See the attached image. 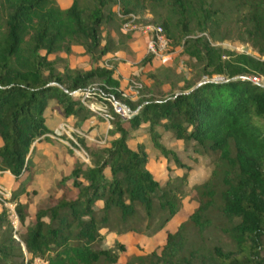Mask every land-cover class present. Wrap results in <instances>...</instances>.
<instances>
[{
	"label": "trees",
	"instance_id": "obj_1",
	"mask_svg": "<svg viewBox=\"0 0 264 264\" xmlns=\"http://www.w3.org/2000/svg\"><path fill=\"white\" fill-rule=\"evenodd\" d=\"M228 3L237 13V40L250 43L257 56L213 45L204 34L213 36L223 21V0H72L67 8L57 0H0V172L18 182L7 201L22 230L17 240L2 206L0 264L115 262L124 245L118 239L104 245L108 234L153 236L163 229L160 251L131 256L127 264H264V82L252 80L264 77V0ZM146 9L158 23L142 18ZM130 14L140 17L136 23L160 26L171 48L179 45L199 62V79L161 97L141 94L142 87L135 98L125 96L117 61L99 63L118 50L110 34L103 38L102 25L116 18L130 39L138 33L123 31ZM75 45L93 66L56 70L48 56L71 53ZM156 58L146 53L144 64ZM85 91L87 102L113 100L137 112L123 117L112 108V139L105 145L81 137L70 142L83 148L87 161L69 165L32 208L31 197L46 181L39 168L43 151L52 137H66L59 119L98 114L82 101ZM166 132L195 153L215 155L208 179L185 190L190 166L166 145ZM147 142L167 160L163 183L147 167ZM170 164L186 172L172 175ZM189 192L197 206L174 231L165 229ZM213 212L224 218L233 247H189L187 225L203 236Z\"/></svg>",
	"mask_w": 264,
	"mask_h": 264
},
{
	"label": "rangeland",
	"instance_id": "obj_2",
	"mask_svg": "<svg viewBox=\"0 0 264 264\" xmlns=\"http://www.w3.org/2000/svg\"><path fill=\"white\" fill-rule=\"evenodd\" d=\"M217 1L219 2V0ZM223 1L225 4L222 8L223 21L217 28H214L212 30L213 36H210L207 32H205L204 34L210 39L213 45H218L228 50L247 52L257 56V53L253 50L250 43L237 40V13L233 9L231 4L228 3V0ZM70 3L71 0H60V3L58 5L62 8H66L70 5ZM114 8L115 10H118V6H113V9ZM166 13L167 12L162 9V14L165 15ZM137 17L140 18L139 16ZM142 18L144 20H154V22L158 23L157 15L149 9H146L144 11ZM136 24L140 27L145 26L147 23L138 22ZM118 26L120 27V24L118 19L116 20V18L112 19V21H110L109 23L103 24L102 35L103 38H106L107 35L110 34V37L114 39L115 45L118 47L117 51L121 50L126 54L123 57L125 60L122 61L123 68L120 70V72L117 70L119 72H117V75L121 80V87L123 86L124 88L123 94L126 93L125 96H133L132 98H135L136 94H133V90H135V86H137V93L138 90L142 87L141 94H151L157 97H161L165 94H169L172 91L180 90L187 84V82H194L199 79L200 69L202 67L201 64L194 58H190L186 54H182L180 52L181 47L179 45H175L172 48L169 46V50L163 57L156 58L152 60V62H149V64L147 63V65L146 63L144 64V56L147 53V35L144 34L143 28L137 29L138 38L141 37L145 41L143 51H134L129 46L131 38H126L125 34L121 30H119L120 28L118 29ZM123 31L126 32L127 30L123 29ZM195 34L199 35V33ZM75 46L79 49L74 47L76 49L72 50L71 53L67 54L65 52H56L48 56L50 60H53L55 62L56 70L62 71L65 65H67L70 69L82 70H89L93 66L89 60V56L85 54L83 47L79 45ZM137 52H140V55L136 56L135 54ZM112 60L116 62V60ZM110 62L108 61V59H104V61L100 62L99 64L111 67ZM118 63L119 60L117 59V64ZM213 77L214 79L222 78V76ZM257 79L259 80V82H264V77L259 76L257 77ZM76 95L79 96L80 93L78 92L76 93ZM90 102L88 101V106L93 109L92 111L100 112L101 115L99 114V117L95 112L97 115L89 117L88 119H82L83 113H80L77 116H69L67 119H59L57 126L62 130L67 138L62 137L61 139H59L52 137L54 141L52 142L50 148L43 151L44 157L39 163V168L40 172L44 174L46 181L43 185L44 190H42L39 195L31 197L30 201L32 208H34L41 202L44 195L46 194V190L50 186L54 185L55 181L61 176V174L64 172L67 173L69 171V165L77 160L87 161V155L83 148H75L71 145L70 142H77V137H81L88 139L93 144L102 146L107 144L112 139V136H110L109 134V131L111 130V123L109 122L110 120L105 119V115L106 112L109 114V112L112 111V108L114 109L113 100L107 101L106 104L97 99ZM117 103V105L123 104L122 102ZM53 114L56 115V112L54 111ZM102 114L105 115L103 116ZM129 115L130 114L126 111L125 117H128ZM164 136L166 137V140H170V143L172 142L171 148L175 150V152L185 163V165L190 166V170H187L188 184L185 187V190H189L191 186L201 183L202 181L210 177L211 170L214 166L215 155L209 153H195L192 150V146L190 144L185 146L181 141L176 142L174 140H171L169 138V133L167 132L164 134ZM141 138L143 137L141 136ZM131 144L134 145L133 140L131 141ZM147 147L150 151L152 159H154V155H156L157 152H155L152 145L148 142ZM69 150H71L72 153ZM43 159L45 161L47 160V162H44ZM171 164L173 163L171 162ZM166 168L164 167V162L158 161L156 159L150 162V169L154 172L155 176L157 178H160L161 180L165 177V174H167V171L165 170ZM179 170L181 174L186 172L185 169ZM40 172L38 171V173ZM0 186L7 189L10 194L11 192H13V190L16 189L14 187L8 186L7 183H5V185L0 184ZM190 197L191 193L189 192L183 198L182 208L168 223V225L166 226L167 230L169 229L170 231H174L178 223L186 220L188 215L197 206L196 201L194 199H191ZM2 206L4 205L0 203V208H2ZM212 217L213 222L204 231L203 236L198 233L196 227H194L192 224L187 225L185 234L189 247L197 245H203L207 248L213 245H219L224 249H230L233 247L232 241L222 230L221 224L225 222L222 215L217 212H213ZM17 221L18 222L15 223L13 229L15 231L14 235L16 239L19 240V231L22 232V230L20 229L21 227L19 225V220ZM129 233L130 234L124 237V250H116V252L118 253V259L115 262H109L108 260L100 259V261L95 264H127L131 256L144 255L152 250L160 251L161 246L164 244V230H162L155 236H145L137 234L135 232ZM103 244L106 246L113 245L110 237L106 238ZM33 264H45V262L35 259Z\"/></svg>",
	"mask_w": 264,
	"mask_h": 264
},
{
	"label": "built area",
	"instance_id": "obj_3",
	"mask_svg": "<svg viewBox=\"0 0 264 264\" xmlns=\"http://www.w3.org/2000/svg\"><path fill=\"white\" fill-rule=\"evenodd\" d=\"M118 15L122 16L120 13H118ZM137 19H138V17L136 15L130 14L129 15V19L123 23V26H122L123 29L127 30V31H131V30H134V29L137 30V29L143 28L144 34L147 35V38H146V52L153 54L157 58L163 57L167 53V51L169 50V39L164 35L162 28L160 26H156V25H153V24H150V23H147L145 26H140L139 27L135 23V21ZM252 80L255 81V82H259L257 77H252ZM133 94H137V86H135V90H133ZM89 96H90V92L89 91L83 92L82 101L87 106H88V104H87L88 102L86 101V98L89 97ZM90 103H92V102H90ZM113 103H114V105H113L114 109L113 110L116 113L120 114L121 116L125 117L126 109L123 106H121L120 104H119L120 105V107H119V105H117L118 103L115 102V101H113ZM88 107L91 110H93L90 106H88ZM94 112H96V111H94ZM96 113L100 114V112H96ZM102 115L104 116L105 114H102ZM105 117H106L105 119H108V120L112 119V116L110 115V113L108 114L107 112H106ZM10 196H11L10 192L7 189H5L4 187L0 186V203L8 208V210H9V218H10L13 226H15V223L18 222L17 221L18 218H17V214H16V212L14 210V206L15 205L13 203H9L7 201V199ZM37 260H39V259H37Z\"/></svg>",
	"mask_w": 264,
	"mask_h": 264
},
{
	"label": "crops",
	"instance_id": "obj_4",
	"mask_svg": "<svg viewBox=\"0 0 264 264\" xmlns=\"http://www.w3.org/2000/svg\"><path fill=\"white\" fill-rule=\"evenodd\" d=\"M57 3L59 4L60 3V0H57ZM71 3H72V0H71ZM70 3V4H71ZM70 6V5H69ZM69 6H67V7H69ZM66 7V8H67ZM62 8V7H61ZM137 34L138 33H135L134 35L135 36H132L131 37V42H130V44H129V46H130V48L131 49H133L134 51H143V48H144V44H145V41H144V39L143 38H141V37H139L138 38V36H137ZM74 47H76V46H73L72 47V50H74V49H76V48H74ZM77 49H79V48H77ZM140 52H137L135 55L136 56H138V55H140L139 54ZM126 54L123 52V51H121V50H119V51H116V52H114V53H109L108 55H106V57H105V59H114V60H116L117 61V59L119 60V63L117 64V67H116V73L119 71L120 72V70L123 68V66H122V61L123 60H125L123 57L125 56ZM125 64V63H124ZM118 70V71H117ZM118 72V73H119ZM142 137H144V136H142ZM137 139H139V141H141L142 140V138L141 137H138ZM166 141V145L167 146H171L172 145V142L170 143L169 141L170 140H165ZM176 142H179V141H176ZM135 143V142H134ZM0 144H1V140H0ZM147 153H148V156H149V161H148V164H147V167H148V169L151 171V173L153 174V176H154V178L156 179V180H158L159 182H161V183H163V182H165L166 181V179H167V177H168V174H169V172H168V170H167V165H168V163H167V160L164 158V157H162L161 155H159L158 153H156V155H154V159H152V157H151V154H150V151H149V149L147 148ZM158 160V161H161V162H164V167L166 168L165 170L167 171V174H165V177L164 178H162V180L160 179V178H157L156 176H155V174H154V172L150 169V162L152 161V160ZM170 167L173 169L172 170V175H181V173H180V170L178 169V168H176L174 165H171L170 164ZM5 183H7V185L8 186H11V187H14V188H17V186H18V182L14 179V177H13V175L9 172V171H3V172H0V184H4L5 185ZM0 210H1V208H0ZM171 221V220H170ZM169 221V222H170ZM168 222V223H169ZM179 224V223H178ZM168 225V224H167ZM177 227V226H176ZM166 229V228H165ZM176 229V228H175ZM164 230V229H163ZM169 230V229H168ZM162 231V230H161ZM160 231V232H161ZM165 231V230H164ZM170 231V230H169ZM159 233V232H158ZM157 233V234H158ZM128 234H130V233H127V234H121V235H117V234H115V233H110V234H108L107 235V237L106 238H108V237H110L111 238V242H113L114 241V239H118V240H120L121 242H122V244L124 245L125 244V240H124V237L125 236H127ZM156 235V234H155ZM155 235H153V236H155ZM149 238V237H148ZM146 239V238H145Z\"/></svg>",
	"mask_w": 264,
	"mask_h": 264
},
{
	"label": "water",
	"instance_id": "obj_5",
	"mask_svg": "<svg viewBox=\"0 0 264 264\" xmlns=\"http://www.w3.org/2000/svg\"><path fill=\"white\" fill-rule=\"evenodd\" d=\"M77 93V92H76ZM76 93H74V94H76ZM125 109H126V111L130 114L129 116H132V115H134L136 112H137V110L136 111H131V110H129L124 104H121Z\"/></svg>",
	"mask_w": 264,
	"mask_h": 264
}]
</instances>
